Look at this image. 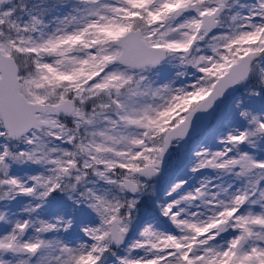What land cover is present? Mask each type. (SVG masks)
<instances>
[{
	"label": "snow or ice",
	"instance_id": "snow-or-ice-1",
	"mask_svg": "<svg viewBox=\"0 0 264 264\" xmlns=\"http://www.w3.org/2000/svg\"><path fill=\"white\" fill-rule=\"evenodd\" d=\"M0 264H264V0H0Z\"/></svg>",
	"mask_w": 264,
	"mask_h": 264
}]
</instances>
